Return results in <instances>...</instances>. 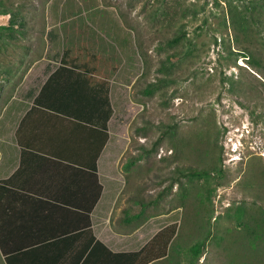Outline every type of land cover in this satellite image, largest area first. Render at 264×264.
I'll return each mask as SVG.
<instances>
[{
    "label": "rangeland",
    "instance_id": "374dc122",
    "mask_svg": "<svg viewBox=\"0 0 264 264\" xmlns=\"http://www.w3.org/2000/svg\"><path fill=\"white\" fill-rule=\"evenodd\" d=\"M251 4L256 23H250L248 39L239 29L252 18ZM5 10L0 60L17 55L8 42L19 39L21 28L39 27L20 15L53 10L124 18L133 45L123 53L128 67L122 83L113 84L107 165L120 192L112 219L130 203L140 205L133 196L156 200L158 221L168 207L181 208L171 218L180 221V230L188 225L198 235L205 264H249L246 241L257 247L252 264L264 256V236L257 231L264 225V0H0ZM232 15L240 19L235 28ZM18 84L17 77H0V110ZM190 164L215 171L175 175L177 166Z\"/></svg>",
    "mask_w": 264,
    "mask_h": 264
},
{
    "label": "crops",
    "instance_id": "0c3cea01",
    "mask_svg": "<svg viewBox=\"0 0 264 264\" xmlns=\"http://www.w3.org/2000/svg\"><path fill=\"white\" fill-rule=\"evenodd\" d=\"M8 13L0 11V18ZM25 18L39 27L26 33L21 28L19 39L8 42L17 55L0 60L1 78H19L0 110V244L7 251L20 249L25 259L47 254L45 245L67 246L63 257L70 259L75 245L94 237L121 254L116 264H205L198 235L188 225L180 230V221L171 218L181 208L168 207L158 221V205L134 209L130 203L111 217L120 190L107 165L109 108L114 109L113 84L122 83L128 67L123 53L133 45L124 18L117 12L53 10L20 15ZM77 233L85 234L73 237ZM36 245L44 248L30 251ZM246 245L252 264L257 247ZM255 261L264 264V256Z\"/></svg>",
    "mask_w": 264,
    "mask_h": 264
},
{
    "label": "trees",
    "instance_id": "16d2710c",
    "mask_svg": "<svg viewBox=\"0 0 264 264\" xmlns=\"http://www.w3.org/2000/svg\"><path fill=\"white\" fill-rule=\"evenodd\" d=\"M254 5L251 4L250 7H248L251 10V16L254 13ZM257 15H259V12L257 13ZM255 17L252 16V18L248 21H246V24L241 25L240 23V27L241 29H239V32L243 33L244 36H247L248 39L251 38V35H253L252 33H250L249 29L250 27V23H256V19H254ZM259 18V17H258ZM231 21L232 24L234 25V28L237 26L236 22L239 21L240 19L235 15L231 16ZM235 40H239V36L236 35L235 36ZM248 58H252L253 60V51L252 50H248ZM252 64V61L250 62ZM109 117L112 115V108H109ZM175 126L172 127V134L175 137L174 133H175ZM171 137V140H173L174 137ZM171 148L172 151L177 150V145L176 143L173 141L171 143ZM175 175L177 177L180 176H184L186 174H190L193 176L196 175H208L211 172L215 171V168L213 167L212 169L209 167L208 168H202L199 169V167L197 166H193V165H183L182 167L177 166L175 168ZM177 180V179H176ZM175 179H172V182H174ZM173 184V183H172ZM133 201L138 202L140 205H145L149 202L151 203H156V200H152V201H141V198L139 197H131ZM259 224V223H258ZM174 229L172 230V232H174ZM261 234L258 235L259 237L263 238L262 236H264V225L259 224L258 226V230ZM252 233V231H251ZM85 233H77L75 234V236L73 237H79L84 235ZM87 234V233H86ZM163 235V234H162ZM170 240V237H168L167 239ZM241 243L237 241V245H240ZM1 250H2V256L4 258V261H2V264H116L118 263V258L121 256V254L118 253H113L112 251H110L103 243L99 242L98 240L94 239V237L90 238L89 240H86L82 243H80L79 245H75L74 247V251L75 254L73 257L69 258H65L63 256H65V254L63 252H67L65 251L67 249V246H65L64 248H59L53 244L50 245H45V247H48V253L45 254L44 252H35L32 254V257L30 258H23L22 255V251L19 249L17 251H7L5 249V246L0 244ZM43 245H36L34 247H31L32 250L30 251H42L43 249ZM67 254V253H66ZM162 254L158 253V256Z\"/></svg>",
    "mask_w": 264,
    "mask_h": 264
}]
</instances>
